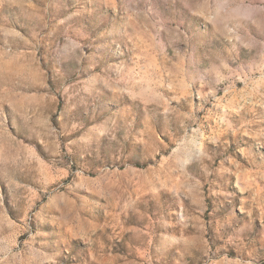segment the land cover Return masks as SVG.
<instances>
[{
  "label": "rangeland",
  "instance_id": "rangeland-1",
  "mask_svg": "<svg viewBox=\"0 0 264 264\" xmlns=\"http://www.w3.org/2000/svg\"><path fill=\"white\" fill-rule=\"evenodd\" d=\"M0 264H264V0H0Z\"/></svg>",
  "mask_w": 264,
  "mask_h": 264
}]
</instances>
